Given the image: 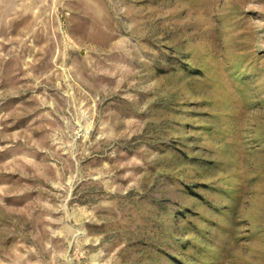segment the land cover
<instances>
[{
  "label": "rangeland",
  "instance_id": "obj_1",
  "mask_svg": "<svg viewBox=\"0 0 264 264\" xmlns=\"http://www.w3.org/2000/svg\"><path fill=\"white\" fill-rule=\"evenodd\" d=\"M0 264H264V0H0Z\"/></svg>",
  "mask_w": 264,
  "mask_h": 264
}]
</instances>
